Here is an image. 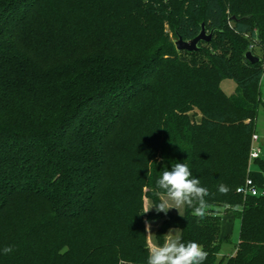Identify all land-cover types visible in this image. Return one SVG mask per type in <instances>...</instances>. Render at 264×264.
I'll return each instance as SVG.
<instances>
[{"label":"trees","instance_id":"obj_1","mask_svg":"<svg viewBox=\"0 0 264 264\" xmlns=\"http://www.w3.org/2000/svg\"><path fill=\"white\" fill-rule=\"evenodd\" d=\"M203 23L211 42L178 52ZM263 76L264 0H0V264H147V221L161 244L179 229L202 245L204 264H264V196L237 193L247 176L264 189L248 162ZM183 162L208 189L204 218L145 217ZM222 208L241 223L229 257Z\"/></svg>","mask_w":264,"mask_h":264},{"label":"clouds","instance_id":"obj_2","mask_svg":"<svg viewBox=\"0 0 264 264\" xmlns=\"http://www.w3.org/2000/svg\"><path fill=\"white\" fill-rule=\"evenodd\" d=\"M221 192L226 191L225 185H220ZM208 189L201 186L199 178L193 177L187 163H174L169 170L165 168L155 182L154 195L158 203H146L143 213L153 207L157 212L167 214L170 209H176L180 216H184L183 209H192V215L203 219L206 214L207 203L205 197ZM147 232V264H204L208 253L202 245L195 241L184 242L179 229H170L165 234L163 243L157 242L151 226L146 225ZM13 251L11 246L3 249L5 255Z\"/></svg>","mask_w":264,"mask_h":264},{"label":"rangeland","instance_id":"obj_3","mask_svg":"<svg viewBox=\"0 0 264 264\" xmlns=\"http://www.w3.org/2000/svg\"><path fill=\"white\" fill-rule=\"evenodd\" d=\"M169 1H172V0H164V3L168 4ZM147 4H149V3H145V5H147ZM151 4H153V3H151ZM154 5H156L157 8L165 9L167 11V13H169L170 18H173L174 10H171L170 8L164 7V5H162V4L155 3ZM147 19L149 20L150 17L148 16ZM153 19H154V17H153ZM154 20H161V18L160 17L158 19L155 18ZM164 28L166 31L170 30L169 29L170 27L167 24V21L164 22ZM204 47L206 48V45H204ZM255 54L259 57H262V54L260 53L259 50H256ZM221 88L227 96H232L236 92L237 84L233 79L225 78L221 82ZM261 93H262L263 104L260 106L259 111H258V117L256 120V133L261 137V139L264 140V76H263L262 82H261ZM188 116L191 119V122L193 124H200L202 121V113L197 109L190 111L188 113ZM261 147L263 149L262 159L264 160V143ZM249 165H250L249 166V173L250 174H252L253 176L263 175L264 170L259 166V164L257 165L255 162H252V163H249ZM247 177H249V176H247ZM146 203L152 204L151 201H149L147 198H145V204ZM145 204H144V207H145ZM220 211H222V213H223V216H222L223 217V223H222V232H221L223 244H222V248H221V252H220V257H229V256L235 254V252H236V247L239 243V238H240L241 223H240V220L235 219L231 213L227 214V212H226L227 209L222 208ZM152 212H155V207L150 209L147 213H143V214L146 217L149 213H152ZM168 212H170L174 215H179L176 209H170ZM183 212H184V209H183ZM160 224H161V222H156V221H153V222L147 221L146 222V225L151 226V231L155 236H156L158 229L160 228ZM154 239L156 240V237H154Z\"/></svg>","mask_w":264,"mask_h":264},{"label":"water","instance_id":"obj_4","mask_svg":"<svg viewBox=\"0 0 264 264\" xmlns=\"http://www.w3.org/2000/svg\"><path fill=\"white\" fill-rule=\"evenodd\" d=\"M213 39V32L208 33L205 24H202L199 35L190 41H185L179 37L174 41L175 47L178 52H197L201 43H209ZM245 59L251 64H257L262 61L252 50L245 54Z\"/></svg>","mask_w":264,"mask_h":264},{"label":"built area","instance_id":"obj_5","mask_svg":"<svg viewBox=\"0 0 264 264\" xmlns=\"http://www.w3.org/2000/svg\"><path fill=\"white\" fill-rule=\"evenodd\" d=\"M262 150L260 147V137L255 133L252 137L249 163L261 158ZM237 193L244 197L264 196V189H261L253 177H247L244 184L237 189Z\"/></svg>","mask_w":264,"mask_h":264},{"label":"crops","instance_id":"obj_6","mask_svg":"<svg viewBox=\"0 0 264 264\" xmlns=\"http://www.w3.org/2000/svg\"><path fill=\"white\" fill-rule=\"evenodd\" d=\"M257 134V133H256ZM258 135V134H257ZM259 136V135H258ZM260 137V136H259ZM263 143H264V140L263 139H261V137H260V147L263 145ZM261 150H262V154H263V149H262V147H261ZM262 154H261V158H260V160H259V162H261V163H263V165H264V160L262 159ZM255 163L258 165L259 163H257L256 161H255ZM259 166L261 167V165L259 164ZM254 177H256L257 179H258V181H259V183H261L263 186H264V171H263V175H260V176H254ZM230 213V212H229ZM229 213H227V214H229Z\"/></svg>","mask_w":264,"mask_h":264}]
</instances>
